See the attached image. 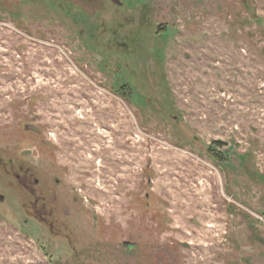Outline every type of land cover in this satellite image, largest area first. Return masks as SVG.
Returning <instances> with one entry per match:
<instances>
[{
	"label": "rangeland",
	"instance_id": "1",
	"mask_svg": "<svg viewBox=\"0 0 264 264\" xmlns=\"http://www.w3.org/2000/svg\"><path fill=\"white\" fill-rule=\"evenodd\" d=\"M0 264H264V0H0Z\"/></svg>",
	"mask_w": 264,
	"mask_h": 264
},
{
	"label": "water",
	"instance_id": "2",
	"mask_svg": "<svg viewBox=\"0 0 264 264\" xmlns=\"http://www.w3.org/2000/svg\"><path fill=\"white\" fill-rule=\"evenodd\" d=\"M22 152H23V154H28L30 152V150H23Z\"/></svg>",
	"mask_w": 264,
	"mask_h": 264
}]
</instances>
